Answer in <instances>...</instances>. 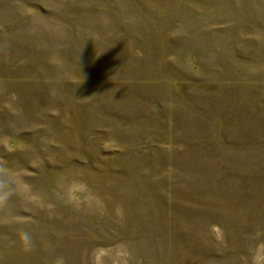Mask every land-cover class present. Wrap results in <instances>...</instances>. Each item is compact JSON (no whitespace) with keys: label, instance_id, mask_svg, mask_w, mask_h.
<instances>
[{"label":"rangeland","instance_id":"374dc122","mask_svg":"<svg viewBox=\"0 0 264 264\" xmlns=\"http://www.w3.org/2000/svg\"><path fill=\"white\" fill-rule=\"evenodd\" d=\"M0 264H264V0H0Z\"/></svg>","mask_w":264,"mask_h":264},{"label":"clouds","instance_id":"9594fccd","mask_svg":"<svg viewBox=\"0 0 264 264\" xmlns=\"http://www.w3.org/2000/svg\"><path fill=\"white\" fill-rule=\"evenodd\" d=\"M21 245L25 251H29L32 246V236L28 231H21L18 234Z\"/></svg>","mask_w":264,"mask_h":264}]
</instances>
